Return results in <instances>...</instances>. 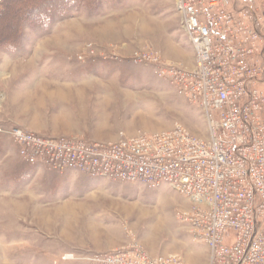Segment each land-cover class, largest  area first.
<instances>
[{
	"label": "rangeland",
	"instance_id": "obj_1",
	"mask_svg": "<svg viewBox=\"0 0 264 264\" xmlns=\"http://www.w3.org/2000/svg\"><path fill=\"white\" fill-rule=\"evenodd\" d=\"M168 63H195L175 0H13L0 11V124L100 143L179 125L208 139L200 108L160 74ZM189 208L166 185L30 167L0 134V264H84L63 258L133 240L153 256L207 264L178 218Z\"/></svg>",
	"mask_w": 264,
	"mask_h": 264
},
{
	"label": "built area",
	"instance_id": "obj_2",
	"mask_svg": "<svg viewBox=\"0 0 264 264\" xmlns=\"http://www.w3.org/2000/svg\"><path fill=\"white\" fill-rule=\"evenodd\" d=\"M6 1L0 0V9ZM175 4L195 63L191 69L168 63L159 71L200 108L208 139L179 125L158 133L121 132L106 143L1 124L0 134L10 137L33 168L149 189L166 185L190 203L178 218L206 246L207 264H264V0ZM63 261L189 264L177 254L153 256L136 240L108 253L66 255Z\"/></svg>",
	"mask_w": 264,
	"mask_h": 264
},
{
	"label": "trees",
	"instance_id": "obj_3",
	"mask_svg": "<svg viewBox=\"0 0 264 264\" xmlns=\"http://www.w3.org/2000/svg\"><path fill=\"white\" fill-rule=\"evenodd\" d=\"M11 1H13V0H7V1L3 4L2 8L0 9V11L3 10V8H4L8 3H10Z\"/></svg>",
	"mask_w": 264,
	"mask_h": 264
},
{
	"label": "crops",
	"instance_id": "obj_4",
	"mask_svg": "<svg viewBox=\"0 0 264 264\" xmlns=\"http://www.w3.org/2000/svg\"><path fill=\"white\" fill-rule=\"evenodd\" d=\"M190 204V203H189Z\"/></svg>",
	"mask_w": 264,
	"mask_h": 264
}]
</instances>
